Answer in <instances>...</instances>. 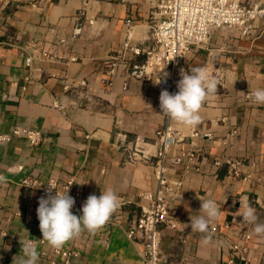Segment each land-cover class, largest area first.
I'll use <instances>...</instances> for the list:
<instances>
[{
  "label": "crops",
  "instance_id": "1",
  "mask_svg": "<svg viewBox=\"0 0 264 264\" xmlns=\"http://www.w3.org/2000/svg\"><path fill=\"white\" fill-rule=\"evenodd\" d=\"M155 1L0 0V133L22 127L42 134L39 145L24 137L0 143V175L7 178V184L0 185V264H13L21 250L20 236L43 238L37 208L47 195L25 186L28 178L43 184L55 179L60 190L75 181L97 197L102 190L113 189L121 207L110 221L95 234L82 232L61 250L78 251L76 264H143L141 247L128 240L125 230L139 213L140 194L156 188L149 161L159 153L156 131L166 124L159 115L162 88L152 80H126L122 66L112 77V87H105L104 81L111 79L110 59L121 61L128 32L132 45H146ZM85 2L86 16L78 20ZM129 18L134 21L130 31L125 25ZM85 19L92 25L84 24L75 35ZM257 26L258 35L250 38L240 37L234 29L212 34L209 58L223 75L217 94L201 110L199 130L209 136L192 140L189 128L170 121L181 139L177 149L200 150L201 172L183 177L182 189L171 203L177 225L163 230L160 246L168 264L183 259L185 264H264V236L254 234L253 225H242L239 216L242 205L250 204L258 222L264 223V105L251 99L252 91L264 88V20ZM203 53L195 51L186 62L200 66ZM27 57L32 59L30 68ZM80 81L86 86L80 87ZM234 129L238 133L228 144ZM128 153L133 154L132 161H127ZM222 155L243 163L241 177H232L226 165H212ZM182 168L178 163L174 177L181 176ZM198 196L221 207L215 221L219 232L212 234L208 245L190 227V216L201 208ZM71 211L82 215V208ZM246 232L249 240L243 238ZM226 238L240 240L246 248L233 262ZM37 244L39 264H51L52 259L62 264L55 249L46 242Z\"/></svg>",
  "mask_w": 264,
  "mask_h": 264
},
{
  "label": "built area",
  "instance_id": "2",
  "mask_svg": "<svg viewBox=\"0 0 264 264\" xmlns=\"http://www.w3.org/2000/svg\"><path fill=\"white\" fill-rule=\"evenodd\" d=\"M86 5L78 13V20L86 16ZM264 20V3L259 1L242 2L241 0H156L150 10V35L146 45L137 46L129 42L130 32L127 33V40L122 45L120 54L121 61L118 58L110 59L108 74L111 79L104 81L105 87H112V77L116 74L118 68H124L125 79L134 78L137 80H151L155 78L157 71L165 64L170 75L167 83L158 85L162 89H167L169 93L178 91L176 85L181 79L180 69L190 70V65L186 62L188 55L198 50L209 48L212 34L219 30H237L240 37H255L258 35V23ZM92 25V20H84L74 30V34L81 33L84 24ZM134 21L129 18L125 21L130 31ZM26 66L31 67L32 59L27 57ZM214 71L208 72L215 74L221 83L222 71L220 66L211 62ZM127 85V81H125ZM80 87L86 86V81H80ZM220 86V85H218ZM25 90L26 87L24 86ZM66 91L70 90L69 85H65ZM82 93L78 94L79 96ZM60 109H65L61 105H56ZM76 108L82 107L81 104L74 103ZM164 127L156 131V137L159 144V153L153 160L148 159L149 164L154 170L156 188L153 191H147L140 194L139 213L134 217L125 230L128 240L137 246H140L139 255L143 264H168L160 253L162 242V233L166 228H174L177 225L176 217L171 211V203L182 189L183 177L188 173H200L201 161L199 160L200 150L196 148L177 149L181 139L177 131L173 129L170 120L166 118ZM190 139H196L203 134L199 126L189 128ZM238 131L234 129L228 134V144H231ZM24 137L31 145H39L42 142V134L38 130H31L22 127H16L7 134L0 133V143H9L15 138ZM89 137V136H88ZM133 154L128 153L127 161H132ZM178 163L183 167L180 177L177 175ZM212 165L216 168L228 166L232 177H241V167L243 163L239 160L230 158L226 155L216 157ZM249 176V175H248ZM73 181H69L62 190L58 188V181L50 179L46 183L32 178L25 179L23 184L29 188L41 190L48 195L49 184L54 185L58 191H63ZM40 185L39 187L28 186ZM69 187V195L74 198V209L81 210L86 202L89 193H85L75 183ZM56 189H52V195H55ZM228 227V226H226ZM212 234L219 232V225L213 222L211 225ZM244 240H249L251 234L246 232ZM43 239V238H42ZM40 239V240H42ZM230 244V252L233 257L240 256L246 252L241 241H231L226 238ZM44 244V241H40ZM55 255L59 256L62 264H76L75 260L79 256L78 251L73 250H54ZM46 255L45 251L41 252ZM51 264H57L56 259L50 261ZM180 264H185L184 259Z\"/></svg>",
  "mask_w": 264,
  "mask_h": 264
},
{
  "label": "clouds",
  "instance_id": "3",
  "mask_svg": "<svg viewBox=\"0 0 264 264\" xmlns=\"http://www.w3.org/2000/svg\"><path fill=\"white\" fill-rule=\"evenodd\" d=\"M166 65L157 71L154 79H151L154 85L167 83L170 74L165 71ZM180 76L181 79L176 85L178 89L176 93H169L166 89L161 90L159 115L191 129L200 125L202 122L201 110L204 104L217 94L218 85H222L219 78L215 74L210 75L204 67L194 66L189 71L182 68ZM251 99L259 105H264V88H256L252 91ZM146 106L151 107L150 105ZM6 184L7 178L0 175V185ZM28 186L39 187L40 185L28 184ZM68 186L63 191H58L54 185L49 184V194L39 199L37 208L39 228L43 239L33 241L18 234L21 250L18 255L13 257V264H39L38 241H44L50 248L59 250L70 240L79 237L84 231L90 234L98 232L121 207L118 194L113 189L106 188L101 191L99 197L95 194L89 195L82 206V215L77 216L71 211L75 200L68 194ZM52 189H56L55 195L50 194ZM198 198L201 201V208L196 212L199 213L198 215L190 216V227L193 233L202 234V243L208 245L212 242L211 225L219 219L221 207L213 199H203L202 196H198ZM225 200L226 196L224 195V202ZM242 207L243 211L239 214L243 218L242 225H253L254 234L264 236V223L258 222L259 218L255 208L250 204H243ZM23 230L30 236L26 229L23 228ZM4 247L5 250H10L9 246Z\"/></svg>",
  "mask_w": 264,
  "mask_h": 264
},
{
  "label": "rangeland",
  "instance_id": "4",
  "mask_svg": "<svg viewBox=\"0 0 264 264\" xmlns=\"http://www.w3.org/2000/svg\"><path fill=\"white\" fill-rule=\"evenodd\" d=\"M199 51L200 52L202 51V52H205V53H203L204 55H201L202 58H203V61H201V62H203V63H201V65L198 66V67H204L206 69V71H208V72L214 71V67H212L211 61H210V58H209L210 57V55H209L210 49L208 48L206 50H199Z\"/></svg>",
  "mask_w": 264,
  "mask_h": 264
}]
</instances>
